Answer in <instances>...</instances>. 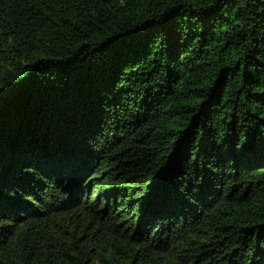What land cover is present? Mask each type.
<instances>
[{
    "label": "trees",
    "instance_id": "obj_1",
    "mask_svg": "<svg viewBox=\"0 0 264 264\" xmlns=\"http://www.w3.org/2000/svg\"><path fill=\"white\" fill-rule=\"evenodd\" d=\"M0 264H264V0H0Z\"/></svg>",
    "mask_w": 264,
    "mask_h": 264
}]
</instances>
